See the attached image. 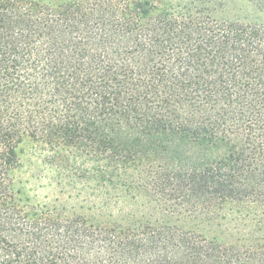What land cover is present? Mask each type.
I'll use <instances>...</instances> for the list:
<instances>
[{
    "label": "trees",
    "instance_id": "1",
    "mask_svg": "<svg viewBox=\"0 0 264 264\" xmlns=\"http://www.w3.org/2000/svg\"><path fill=\"white\" fill-rule=\"evenodd\" d=\"M229 1L0 0V264H264V0Z\"/></svg>",
    "mask_w": 264,
    "mask_h": 264
},
{
    "label": "rangeland",
    "instance_id": "2",
    "mask_svg": "<svg viewBox=\"0 0 264 264\" xmlns=\"http://www.w3.org/2000/svg\"><path fill=\"white\" fill-rule=\"evenodd\" d=\"M244 2V4H246V5H248V3H246L245 2V0H231V1H229L228 3L229 4H231V6H237L236 4H239L240 2ZM236 3V4H235ZM252 8V7H251ZM253 9V8H252ZM249 10H251V9H249ZM240 13V14H245L246 12H247V10L246 11H239V10H236V9H234L233 8V10H232V12L230 11V13L229 14H235V13ZM249 12V14H251V11H248ZM232 14V15H233ZM218 15H222L221 14V11L220 12H218ZM230 17V16H229ZM23 161L25 162V165H26V169H30V167H31V164H29L31 161H34L33 160V158H32V156L29 154V153H26L24 156H23ZM69 202H71V201H69ZM79 205H80V203H78V205H77V207H76V212H78V213H80V214H84V215H87V216H91V215H93L94 214V212H93V210H89V205H91V203L88 201V202H84V205H85V207L84 208H79Z\"/></svg>",
    "mask_w": 264,
    "mask_h": 264
}]
</instances>
